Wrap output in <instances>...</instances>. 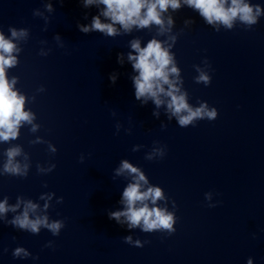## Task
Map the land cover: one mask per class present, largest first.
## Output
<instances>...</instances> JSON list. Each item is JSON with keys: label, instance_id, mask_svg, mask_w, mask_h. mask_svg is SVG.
<instances>
[{"label": "water", "instance_id": "obj_1", "mask_svg": "<svg viewBox=\"0 0 264 264\" xmlns=\"http://www.w3.org/2000/svg\"><path fill=\"white\" fill-rule=\"evenodd\" d=\"M245 2L261 7L250 27L239 20L231 29L209 25L181 0V8L162 14L166 27L173 20L163 35L156 25L128 33L117 25L121 34L109 37L78 27L103 5L0 0L5 37L12 39L10 27L27 30L13 39L18 65L6 71L9 79L18 77L14 90L39 125L33 132L24 124L15 140L0 141V202L30 200L38 205L30 218L46 215L64 225L56 235L13 226L23 203L0 214V264H248L250 258L264 264V0ZM152 38L171 45L183 81L177 86L189 105L217 109L215 120L180 127L166 103L157 108L151 99H135L130 42L145 47ZM197 67L209 85L196 83ZM13 146L22 150L17 161L28 164L26 177L3 174L4 152ZM125 160L145 174L142 190L163 189L167 200L156 206L174 213V233L109 218L124 209L123 191L134 182L127 172L116 174ZM18 247L29 255L14 257Z\"/></svg>", "mask_w": 264, "mask_h": 264}, {"label": "clouds", "instance_id": "obj_2", "mask_svg": "<svg viewBox=\"0 0 264 264\" xmlns=\"http://www.w3.org/2000/svg\"><path fill=\"white\" fill-rule=\"evenodd\" d=\"M94 4L103 5L100 14L94 16L89 25H78L79 30L84 33L96 31L109 37L121 34L119 29L128 33L133 28L144 29L152 25L158 26L159 34L163 35L170 30L173 20L169 16L166 27L162 14L169 8L176 11L182 6L181 0H84L85 7ZM183 4L197 10L209 25L223 24L228 29L233 27L236 20L249 27L253 26L257 24V18L261 15L259 4L252 5L246 3L245 0H183ZM48 8L51 10V5H48ZM33 15H39V12L35 11ZM101 17L109 22H102ZM117 25H119V29ZM9 31L12 39L6 38L0 31V141L3 142L15 140L19 135L20 127L24 124L31 125L33 132L39 127L33 123L34 113L25 111V96L18 90H14L18 77L13 76L9 79L6 71L18 65L17 56L13 53H18L20 49L13 43V39L26 37L27 30L10 27ZM130 47L132 51L128 53L127 59L137 73L132 77L136 100L143 99V102L146 103L151 99L157 108L166 103L167 110L171 116L177 118L180 127L194 126V122L197 120L212 121L217 118V109H209L206 103H201L199 107L195 108L190 106L187 101V93L182 92L181 88L177 86L178 82L182 84L183 81L179 80V69L175 66L174 57L169 52L171 45L165 47L163 42L152 38L145 47H141L139 39H134L130 42ZM118 61L123 63L122 54L118 56ZM196 70L199 72L195 78L196 83L202 82L205 86L209 85L211 83L209 75L201 71L199 67ZM170 76L177 77V80L170 79ZM110 79L114 83L115 75ZM40 90L42 91L43 88ZM162 96L167 100L162 99ZM36 142H40L39 139ZM51 150L55 152V148ZM21 154L22 150L19 146L9 147L5 150L6 161L3 164V174L16 177L27 176L28 164H21L16 159ZM158 154L161 158L165 156L163 150H160ZM147 159L152 160L153 157L148 156ZM52 167L54 168L55 165ZM125 172L133 177L134 182L129 183L123 191L121 202L124 209L111 212L109 218L118 223L127 222L129 228L142 227L144 232L174 233L176 230L174 228L176 223L174 213L167 207L156 206L158 201L167 200L163 189L158 186H149L146 190H142L144 185L148 184V180L139 168L133 167L127 160L122 161L116 174L121 175ZM62 201L61 197L58 202ZM22 203L23 211L14 216L9 221L10 224L31 233H39L41 227H44L54 235L59 234L64 226L62 221L49 222L46 215L30 218V213H35L38 208V205L30 200L25 202L18 197L16 204L9 205L8 199L5 197L3 202H0V214L15 213ZM173 206L175 207V202H173ZM47 207L48 205L45 204V209ZM122 217L123 220H121ZM125 242L133 243L131 237H126ZM144 243H148V241ZM135 246L143 247V244L137 240ZM21 255L26 257L29 253L23 248H16L13 256L20 257ZM248 264H252L251 258L248 260Z\"/></svg>", "mask_w": 264, "mask_h": 264}]
</instances>
